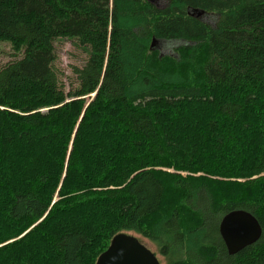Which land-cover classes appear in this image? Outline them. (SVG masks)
<instances>
[{"label": "trees", "instance_id": "obj_1", "mask_svg": "<svg viewBox=\"0 0 264 264\" xmlns=\"http://www.w3.org/2000/svg\"><path fill=\"white\" fill-rule=\"evenodd\" d=\"M166 1L0 0V264H96L121 232L167 264H264V0ZM62 38L88 56L69 90ZM234 209L263 233L231 255Z\"/></svg>", "mask_w": 264, "mask_h": 264}, {"label": "water", "instance_id": "obj_2", "mask_svg": "<svg viewBox=\"0 0 264 264\" xmlns=\"http://www.w3.org/2000/svg\"><path fill=\"white\" fill-rule=\"evenodd\" d=\"M149 1L154 2V0ZM205 13L201 9L189 11V14L196 18H200ZM156 41L154 38L151 49H154ZM219 232L229 254L232 255L256 243L261 238L263 229L259 220L251 212L234 209L222 217ZM96 264H161V262L138 237L119 233L98 257Z\"/></svg>", "mask_w": 264, "mask_h": 264}, {"label": "rangeland", "instance_id": "obj_3", "mask_svg": "<svg viewBox=\"0 0 264 264\" xmlns=\"http://www.w3.org/2000/svg\"><path fill=\"white\" fill-rule=\"evenodd\" d=\"M154 3L159 7H164L166 6L167 1L154 0ZM201 18L203 19L204 22L206 21L212 25L216 23V17L213 14H207V15L204 14L201 16ZM184 44L185 42L181 40H171V41L157 40L154 45V50L159 52L160 57L166 55L172 56V54H176L175 50L178 47L184 46ZM55 47L58 55L56 61V69L58 71V77L59 79H61V83L66 88V90H69L71 85L76 84V75L73 72L74 67L82 66L86 62L88 56L82 49L76 47V45L70 39H65V38L58 39L55 42ZM19 58L20 56H18L15 53L10 43L0 42V67L10 61H14ZM96 94L97 91L93 92L92 96L95 97ZM183 174H187V172H183ZM215 178L222 179L223 181L227 179L231 180L229 178H219V177H215ZM32 227L33 226H28L27 230L22 235L31 231ZM134 234L137 235L145 245H147L149 248H151L154 252L157 253V256L159 257L162 264L168 263L167 258L159 253L158 247L152 240L143 237L139 234L136 233Z\"/></svg>", "mask_w": 264, "mask_h": 264}, {"label": "bare ground", "instance_id": "obj_4", "mask_svg": "<svg viewBox=\"0 0 264 264\" xmlns=\"http://www.w3.org/2000/svg\"><path fill=\"white\" fill-rule=\"evenodd\" d=\"M191 11V9L188 10V12ZM227 248V247H226ZM228 251V250H227ZM229 253V252H228Z\"/></svg>", "mask_w": 264, "mask_h": 264}]
</instances>
